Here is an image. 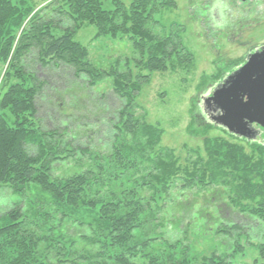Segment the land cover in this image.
<instances>
[{
	"label": "rangeland",
	"instance_id": "1",
	"mask_svg": "<svg viewBox=\"0 0 264 264\" xmlns=\"http://www.w3.org/2000/svg\"><path fill=\"white\" fill-rule=\"evenodd\" d=\"M19 1L22 0H13L17 4ZM26 1L35 8L32 15L41 10L44 11L41 12L43 18L48 16L56 24L61 23L73 31L77 30L74 38L87 49L90 64L102 71L99 73L100 81L90 85L86 76L75 78L73 70L66 66H45L35 52L20 58V66L29 72L21 79L15 75L14 69L9 68V58L7 63L0 62V117L6 118L10 126L14 124L15 117L10 109L1 107V100L14 85L23 83L28 88L32 83L30 76H34L44 84L36 100L37 117L32 122L36 136H41L42 131L60 129L67 140L73 138L74 134H78L79 139L81 137L77 143L80 150L90 148L88 154L73 153L55 161L51 178L63 180L90 172L96 175L98 172L91 160L93 153L110 155L116 141L118 145L126 142L138 147L142 141V145H145L141 129L132 134L118 125L117 115L126 103L123 104L115 94V77L111 75V71L137 75L141 71L137 65L142 58L131 35L119 33L116 37L110 34L97 36L95 25L84 23L77 28L74 21L46 10L47 6L54 4V0ZM133 1L104 0V8L115 10L118 6H125L129 11ZM150 9V30L158 39L177 42L179 53L168 61V70L165 72L143 70V74L151 76L150 82L143 85L137 94L133 112L141 121V126L155 128L159 141L154 148L146 147V156L141 161L136 159L134 166L127 167V175L135 173L139 178L151 175L158 155L166 160L174 158L183 167L191 166L192 162L199 159L205 165L210 154L207 140L214 153L220 156L219 160H224L231 148L241 149L240 154L252 156L253 160L264 158L258 149L245 142L249 140L233 137L220 126L205 130L208 114L203 102L218 85L214 83L218 82V75L236 70L237 64H243L256 49L264 46V0H154ZM52 32L56 37L63 36L60 30L53 29ZM185 50L192 56L186 55ZM179 58L188 61L181 65ZM15 64L19 70V62ZM172 64L176 69L172 68ZM63 112L65 115L59 116ZM31 147H28V151L35 154V148ZM235 168L230 163L225 167L231 180L229 187L198 183L186 187L180 174L181 177L174 178L167 188L156 186L140 190L141 196L152 200L154 217L147 218L148 224L138 229V239L151 242L146 252L140 251L131 260L137 264L147 263L148 259L143 258L145 254L165 252L169 247L164 243H178L176 257L179 262L185 259L187 264H209L205 260L214 256L225 259L223 264H263L260 247L264 244V223L229 205V192L240 183L238 179L234 181L233 176L241 174L236 175ZM90 182L87 198L92 200L100 201L109 197L115 188L109 183L99 188L92 180ZM100 206L95 209L81 207L79 212L74 213L76 218L66 222L63 220L62 224H68V233L72 237H82L76 243L79 250L77 256L98 253V247L93 246L91 240L97 237L99 226L106 225V220L98 212ZM16 209L27 216L23 222L30 231L35 229L36 223H31V220L36 213L40 222L59 223L56 220L58 210L50 195L33 182L21 192L8 184L0 185V218ZM224 219L244 227L246 235H240L243 230L238 229L233 231L234 236L219 234V222L226 224ZM145 227L147 234L141 232ZM88 245L91 251L85 252ZM224 255L230 257L227 259ZM81 261L82 264H89L86 260ZM61 264L71 263L67 261Z\"/></svg>",
	"mask_w": 264,
	"mask_h": 264
},
{
	"label": "trees",
	"instance_id": "2",
	"mask_svg": "<svg viewBox=\"0 0 264 264\" xmlns=\"http://www.w3.org/2000/svg\"><path fill=\"white\" fill-rule=\"evenodd\" d=\"M153 1L134 0L129 11L125 6L108 10L104 8V0H54L53 5L47 6L46 10L49 9V12H57L60 16L74 21L77 28L84 23L95 25L98 29L97 36L110 34L116 37L123 33L131 35L134 39V45L142 58L137 65L141 71L137 75L132 72L111 71V75L115 77V94L123 104L126 103L117 115L118 125L122 130L132 134L141 129L145 145H142L143 141L136 144L138 147L126 142L118 145L116 141L110 155L100 156L98 153L91 155L95 171L98 172L96 175H91L93 172H90L63 180L52 179L51 171L55 161L73 153L88 154L90 148L81 149L82 151L79 149L77 143L81 137L79 139L78 134L75 136L74 126L71 128L74 136L70 140L64 138L60 129L42 131L41 136H36L37 132L32 122L33 118L36 120L37 117L36 100L44 84L30 76L32 83L28 88L23 83L14 85L1 100V107L10 109L15 118L14 124L10 126L6 118L0 117V185L8 184L17 192H21L29 183H36L50 195L58 210L55 218L59 223L40 222L36 213L31 220L36 226L30 231L25 228L23 222L27 216H23L19 209L0 218V264H61L67 261L71 264H82L81 260H86L89 264H137L131 259L137 257L142 250L146 252L151 242L138 239L137 231L143 224L145 226L148 224L147 218L154 217L152 200L141 196L140 190L156 186L167 188V184L174 178L181 177L180 174L183 175L186 187L196 183L229 187L231 180L225 171L228 163L236 167V175L241 172L238 177L233 176L234 181L238 179L240 183L229 192L230 207L235 206L250 218L264 223V158L253 160L252 156L240 154L241 149L231 148L224 156V160H219L220 156L214 153L207 140V151L210 154L205 165H202L199 159L200 161L192 162L191 166L183 167L174 158L166 160L162 155H158L151 175L148 174L145 178H139L135 173L129 175L130 177L127 175V167L134 166L136 159L141 161L146 156V147L154 148L159 141L155 128L141 126V121L133 112L137 94L143 85L150 82L151 76L143 74V70L152 73L165 72L168 70V61L173 60V56L179 53L177 42L158 39L149 28L148 20L151 19L150 8ZM18 3L13 0H0V62L7 63L11 58L9 68L14 69L15 75L23 79L29 72L24 66H20L22 62L20 58L35 52L41 64L45 66L50 64L59 68L66 66L73 70L75 78L86 76L90 85L100 81L99 73L102 71L96 70L90 64L87 49L74 38L77 30L73 31L61 23L56 24L48 16L43 18L41 12L44 11L40 10L32 15L35 8L26 0ZM53 29L62 31L63 36L56 37ZM186 55L192 56L187 51ZM185 61L188 60L179 58L181 65ZM16 62L17 64L19 62V70ZM171 66L176 69L174 64ZM238 66L239 64L235 67ZM223 74L227 76V72ZM223 74L216 78L218 82H214L215 80L212 82L220 83L225 78ZM64 115L63 112V115L59 116ZM206 119L208 123L205 130L214 128L215 122ZM63 134L65 135L64 132ZM245 142L250 147L258 149L264 156V144ZM30 146L35 148V154L28 151ZM91 180L99 188H103L104 183L113 184L115 188L109 191V197L100 201L88 199L87 192ZM99 205L101 206L98 212L101 213V218L106 220V225L99 226L96 231L97 237L91 240L92 245L98 247V253L77 256L79 250L76 243L82 237H72L68 233V224H62L63 220L66 222L70 218H76L74 213L79 212L78 209L81 207L95 209ZM224 222L226 223L224 225L223 222H219V234L234 236L235 229L243 230L240 235L244 234V227L228 219H224ZM257 225L259 226L258 223ZM141 232L147 234V228ZM100 234L102 237H99ZM164 244L169 247L168 250L145 254L146 257L143 258L148 259V262L144 264L188 263L185 259L179 262V258L176 257L178 243ZM89 247L91 246L88 245L84 249L85 252L91 251ZM260 251L264 260V244ZM185 254L183 252L184 257ZM224 257L228 259L230 256ZM205 261L209 264H223L226 260L214 256Z\"/></svg>",
	"mask_w": 264,
	"mask_h": 264
},
{
	"label": "water",
	"instance_id": "3",
	"mask_svg": "<svg viewBox=\"0 0 264 264\" xmlns=\"http://www.w3.org/2000/svg\"><path fill=\"white\" fill-rule=\"evenodd\" d=\"M204 108L231 134L264 144V47L204 98Z\"/></svg>",
	"mask_w": 264,
	"mask_h": 264
},
{
	"label": "flooded vegetation",
	"instance_id": "4",
	"mask_svg": "<svg viewBox=\"0 0 264 264\" xmlns=\"http://www.w3.org/2000/svg\"><path fill=\"white\" fill-rule=\"evenodd\" d=\"M256 51H257V49H256ZM256 51H254V52L252 53V55H253V54H255V53H256ZM244 62H245V61H244ZM244 62H243V63H244ZM245 63H246V62H245ZM241 65H242V63H241Z\"/></svg>",
	"mask_w": 264,
	"mask_h": 264
}]
</instances>
